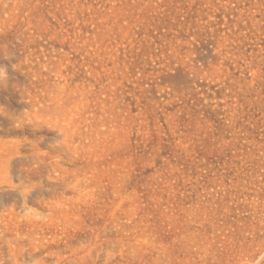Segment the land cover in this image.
Instances as JSON below:
<instances>
[{
    "label": "rangeland",
    "instance_id": "rangeland-1",
    "mask_svg": "<svg viewBox=\"0 0 264 264\" xmlns=\"http://www.w3.org/2000/svg\"><path fill=\"white\" fill-rule=\"evenodd\" d=\"M0 264H264V0H0Z\"/></svg>",
    "mask_w": 264,
    "mask_h": 264
}]
</instances>
